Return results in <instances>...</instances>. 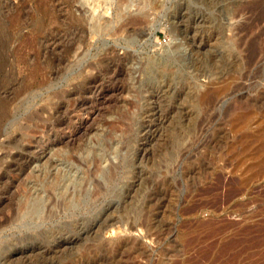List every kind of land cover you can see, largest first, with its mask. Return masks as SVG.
<instances>
[{
    "label": "rangeland",
    "instance_id": "obj_1",
    "mask_svg": "<svg viewBox=\"0 0 264 264\" xmlns=\"http://www.w3.org/2000/svg\"><path fill=\"white\" fill-rule=\"evenodd\" d=\"M80 1L0 0V264H264V0Z\"/></svg>",
    "mask_w": 264,
    "mask_h": 264
},
{
    "label": "bare ground",
    "instance_id": "obj_2",
    "mask_svg": "<svg viewBox=\"0 0 264 264\" xmlns=\"http://www.w3.org/2000/svg\"><path fill=\"white\" fill-rule=\"evenodd\" d=\"M78 1V0H77ZM81 5H85L86 7L89 6V8L87 9V12L89 13L88 19L91 22V29L92 31L98 32L99 29H103L106 28L104 27L105 25H101L103 23L100 24L101 22V18L97 15L99 14L100 10L103 7H108L111 6L114 3L120 2V3H125V4H131V3H135V4H145L144 0H81ZM142 6V5H141ZM147 6V4H145V7ZM140 7V6H139ZM141 8V7H140ZM143 8V7H142ZM144 9V8H143ZM140 10V9H139ZM107 29V28H106ZM61 41V39H60ZM55 44V43H54ZM69 137V136H67ZM52 145V144H51ZM4 149V148H3ZM55 164V163H54ZM58 177V176H56ZM55 177V178H56ZM48 191V190H47ZM36 207V206H33ZM37 207L39 208L40 206L37 205ZM34 209V208H33ZM21 210V209H20ZM24 210V209H23ZM118 231V230H117ZM112 233H118V232H112Z\"/></svg>",
    "mask_w": 264,
    "mask_h": 264
}]
</instances>
